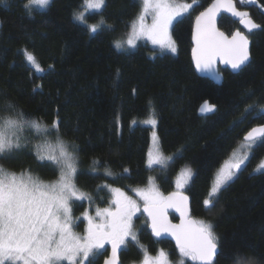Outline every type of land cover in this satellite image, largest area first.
Instances as JSON below:
<instances>
[{"label": "trees", "instance_id": "obj_1", "mask_svg": "<svg viewBox=\"0 0 264 264\" xmlns=\"http://www.w3.org/2000/svg\"><path fill=\"white\" fill-rule=\"evenodd\" d=\"M84 1L51 0L45 9H25L27 0L0 4V121L22 111L25 118L48 126L58 122L60 139L78 159L75 184L98 206L105 203L106 187L129 191L145 187L149 177L165 196L173 191L178 171L190 166L193 176L183 192L190 199L191 217L210 223L218 238L214 264H264V169L253 171L264 157V145L254 149L209 207L204 204L216 170L251 128L264 125V116L257 118L264 107V0L256 5L235 0L262 27L246 33L249 64L237 74L220 70V86L197 77L190 58L191 24L212 0H196L173 24L175 53L156 52L147 43L133 50L114 47L117 35L138 16L141 0H105L101 10L87 17L91 23L104 22L96 33L74 18ZM217 23L228 36L239 29L226 16ZM28 54L40 71L27 61ZM204 101L216 108L211 116L197 114ZM150 114L157 121L162 153L173 157L166 166H146L150 133L140 121ZM33 148L27 141L26 147L0 159V165L17 175L30 171L42 181L56 180L57 167L39 161ZM142 216L140 212L133 219L138 243L126 244L121 264L139 262L142 250L153 255L159 249L175 262L177 249L168 241H155ZM106 250L91 264H101ZM184 264L196 262L189 258Z\"/></svg>", "mask_w": 264, "mask_h": 264}, {"label": "snow or ice", "instance_id": "obj_2", "mask_svg": "<svg viewBox=\"0 0 264 264\" xmlns=\"http://www.w3.org/2000/svg\"><path fill=\"white\" fill-rule=\"evenodd\" d=\"M6 3L7 0H0V4ZM141 3V12L133 21L126 41H116L114 47L117 50H122L125 44L135 47L139 39L146 38L161 50L167 49L175 53L177 49L170 28L178 18L189 12L196 0H192L191 4L177 3L176 0H141ZM49 4L50 0H28L24 7L29 9V5L45 7ZM85 4L90 10L98 12L104 6L105 0H85ZM222 11L241 17V23L246 25L249 33L262 27L247 18L248 13L238 12L233 0H214L202 11L196 17L193 39L197 47L193 48V59L198 71L213 75H217L214 72L217 57L221 63L230 65L233 71L241 70L250 60V42L246 35L237 31L229 38L216 30V18ZM147 15L152 17L151 24L145 23ZM74 18L82 23L85 15L81 13ZM103 23L101 21L100 24L88 25L89 32L96 33ZM26 59L40 71V66L32 54H28ZM8 107L15 112L14 105L9 104ZM251 109L250 105L245 112ZM214 110L215 106L208 102L200 109L201 113H211ZM259 116H264V107L257 113V118ZM146 123L155 125L157 121L149 119ZM26 129L43 132L45 135H50L55 130V146L47 142L37 145L36 155L39 161L46 160L56 166L59 175L55 181L45 182L33 177L30 171L17 175L0 165V264H91V259L99 254L106 243L111 245V257L104 264H118V252L122 246H126L129 239L138 243L133 218L141 211V204L120 188H111V203L115 207L98 208L96 217L99 219L85 213L83 218L87 221V227L84 234L76 233L74 227L80 218L73 216L72 204L73 201L85 199L86 195L75 184L78 173L76 157L66 142L60 139L58 122L54 121L48 126L35 118H25L22 111L14 117L10 115L3 119L0 121V159L27 146V141L22 139ZM152 140V147L147 153V166H166L173 157L162 153L155 131L152 133ZM244 140L248 142L250 157L256 147L264 145V125L252 128ZM248 157L237 158L234 163L219 170L215 177V188L204 201L206 208L210 206L212 197L218 195L233 179ZM262 169L264 163L255 171ZM127 171L128 169H124V172ZM192 176V169L183 167L175 180L177 191L167 197L156 189L152 177L148 178L147 188H136L134 192L143 201V212L150 220L154 236L169 234L176 240L182 257H190L200 264H214L218 238L212 225L203 220L192 221L187 216L188 197L181 190ZM169 207L180 213V225L168 222L166 210ZM140 247L143 248L142 245ZM142 264H170L168 253L161 249L155 257L145 254Z\"/></svg>", "mask_w": 264, "mask_h": 264}, {"label": "rangeland", "instance_id": "obj_3", "mask_svg": "<svg viewBox=\"0 0 264 264\" xmlns=\"http://www.w3.org/2000/svg\"><path fill=\"white\" fill-rule=\"evenodd\" d=\"M28 1V0H27ZM51 1V0H50ZM238 1H240L241 2V0H238ZM176 2L177 3H183V2H181V1H178V0H176ZM242 3V2H241ZM242 4H257V1L256 0H244V2L242 3ZM29 6H32V7H34V8H36V9H45V8H47V6H45V7H41L40 5H29ZM141 8H142V3H141ZM260 11H264V8H261V10ZM95 12H97V11H93V10H90L88 7H87V5L85 4V1L82 3V5L80 6V8H78V10H77V12L75 13V16L76 15H79V14H81V13H83L84 15H85V19H84V21L82 22V23H85L86 25H90V24H100V22L99 23H96V22H89L88 20H87V17L89 16V15H91V14H93V13H95ZM140 12H141V10H140ZM139 12V13H140ZM184 16V15H183ZM136 18H137V16H136ZM136 18H135V20H136ZM181 18V17H180ZM179 19V18H178ZM134 20V21H135ZM151 22H152V17H151V15H147L146 17H145V23L146 24H151ZM81 23V22H80ZM132 23H133V21L132 22H130V25L127 27V29H126V31H124V32H121L120 34H118L117 35V37L115 38V41H114V43L116 42V41H121V42H123V41H126V39H127V36H128V34L131 32V25H132ZM175 23V22H174ZM173 23V24H174ZM172 28V27H171ZM171 28H170V34H171ZM171 37H172V34H171ZM172 40H173V38H172ZM113 43V44H114ZM140 43H147L149 46H150V48H152L153 50L155 49V51L156 52H159V53H172L171 51H169V50H167V49H164V50H161L158 46H155V45H152V43L150 42V41H148L146 38H142V39H139L138 41H137V43H136V46L135 47H128L126 44L124 45V48L122 49V50H133L134 48H136ZM149 119H155L154 117H153V115L152 114H150L146 119H144V120H142V121H140V123H142L143 125H145L146 127H148V129H149V133H150V137H149V146H148V150H147V153H148V151H149V149L152 147V144H153V140H152V133L155 131L156 132V124L155 125H152V124H149V123H146V121H148ZM156 120V119H155ZM156 135H157V132H156ZM57 135L55 134V133H53V131L51 132V134L50 135H45L43 132H39V133H37V132H35V130H34V132H30V131H28L27 129L24 131V133L22 134V139L23 140H26V141H31V142H33L34 143V148L33 149H35V153H37V148H36V146L37 145H42V144H44L45 142H47V143H50V144H52L53 145V147L55 146V143H56V137ZM158 137V136H157ZM159 141V140H158ZM68 145V144H67ZM159 145H160V143H159ZM69 146V145H68ZM161 148V147H160ZM235 150H234V152L231 154V156L228 158V159H226V161L219 167V169L218 170H216L217 172H216V174H215V177H216V175L219 173V170L221 169V168H223V167H225L227 164H229V163H234L235 161H236V159L237 158H240V159H244V158H246V157H248V152H249V149H248V142H246V141H244L243 140V142L242 143H240L236 148H234ZM69 150L70 151H72L71 150V148L69 147ZM162 151V150H161ZM73 152V151H72ZM163 152V151H162ZM146 153V154H147ZM73 154L75 155V153L73 152ZM164 154V153H163ZM165 155V154H164ZM166 156V155H165ZM249 158V157H248ZM247 160L248 159H246V162H247ZM46 161V160H45ZM49 162V161H48ZM169 162V161H168ZM167 162V163H168ZM246 162H245V164H246ZM262 163H264V157L257 163V165L255 166V168H254V172H255V169H257L258 167H259V165H261ZM76 164H77V167H78V159H77V157H76ZM245 164L244 165H242V167H241V169L243 168V167H245ZM146 166H147V157H146ZM156 166H160V165H154L153 167H156ZM148 167V166H147ZM188 167H190V166H188ZM149 168V167H148ZM191 168V167H190ZM57 169V172H58V175H59V169L58 168H56ZM182 169V168H181ZM181 169L178 171V173H177V175L175 176V178H174V182L172 183L173 184V191L174 192H176L177 191V187H176V183H175V180H176V177L179 175V173H180V171H181ZM192 169V168H191ZM263 170V169H262ZM192 171H193V169H192ZM261 171V170H260ZM239 171H237L236 172V174L234 175V177H233V179H235V177L237 176V173H238ZM256 172H258V171H256ZM19 175V174H18ZM58 177V176H57ZM215 177H214V182H213V185H212V189L213 188H215ZM57 179V178H56ZM191 179H192V177H191ZM191 179H190V181H191ZM55 181V180H54ZM190 181H189V183H190ZM189 183L187 184V185H185V187L181 190L182 192L186 189V187L189 185ZM154 184V183H153ZM148 187V184L145 186V187H134V188H131L129 191H124V190H122V191H124V192H126V194H128L129 196H132V198L133 199H136L137 201H138V203H140L141 204V206L143 205V201H141L140 200V198L139 197H137L136 195H135V192H134V189H136V188H147ZM155 187H156V185H155ZM78 188V187H77ZM111 188L112 187H106V196L107 197H105L106 199H105V203H103V205L102 206H98L97 205V203H93L90 199H89V197L87 196V194L85 193V195H86V198L85 199H83V200H79V201H73V204H72V208H73V216L74 217H78V218H80L79 219V221L77 222V224H76V226L74 227V231L76 232V233H78V234H80V235H83L84 234V231H85V228L87 227V221L86 220H84V214L85 213H87L89 216H92V217H96V210L99 208V209H103V208H108V207H115V205H113L112 203H111V201H112V199H113V193L111 192ZM156 189H157V187H156ZM211 189V190H212ZM80 190V189H79ZM80 191H82V190H80ZM83 192V191H82ZM84 193V192H83ZM209 193H211V192H209ZM162 194V193H161ZM164 196V195H163ZM79 205H82V207L79 209ZM140 212H138L137 214H136V216L139 214ZM135 216V217H136ZM96 219H99L98 217H96ZM134 219V218H133ZM135 231V230H134ZM128 242H135V241H132L131 239H129L128 241H127V243ZM126 243V244H127ZM106 246H107V243L105 244V246H104V248L103 249H101L100 251H99V254H103V252H104V250L106 249ZM123 248L125 247V246H122ZM161 249H159V250H157L153 255H151V254H149V253H147V252H145L144 250H142V252H141V254H142V256H141V260L139 261V262H137V263H132V264H142V261H143V258H144V256H145V254H147V255H149V256H152V257H155L157 254H158V252L160 251ZM98 254V255H99ZM175 258H176V261L175 262H172L170 259H169V262H170V264H181V261H183V264L185 263V261H187L190 257H182L181 256V254H180V252H179V249H177L176 250V252H175ZM105 256H103V258H104Z\"/></svg>", "mask_w": 264, "mask_h": 264}, {"label": "water", "instance_id": "obj_4", "mask_svg": "<svg viewBox=\"0 0 264 264\" xmlns=\"http://www.w3.org/2000/svg\"><path fill=\"white\" fill-rule=\"evenodd\" d=\"M214 2V0H212L211 2H209L210 4L205 8V9H203L202 11H205L212 3ZM233 3H234V5H235V7H236V10L238 11V12H246V11H243V10H240V9H238L237 8V6H236V2H235V0H233ZM201 11V12H202ZM200 12V13H201ZM200 13H198L196 16H195V18H194V20H193V24H191L192 25V31H191V51H190V58H191V62H192V67L194 68V71H195V73L197 74V77H201V78H206V79H208V80H210L211 82H213L215 85H217V86H220L221 84H222V82H223V74H222V72H220V70H227L228 72H230V73H232V74H237L239 71H241L244 67H246L248 64H249V62H250V60L242 67V69L241 70H239V71H233L232 69H231V67H230V65H228V64H225V63H221V61H220V58L219 57H217V59H216V62H215V65H214V72L217 74V75H213V74H210V73H208V72H202V71H198L197 70V68H196V63H195V61H194V59H193V48H195V47H197V44H196V42L194 41V39H193V33H194V30L196 29V17L200 14ZM246 13H248V12H246ZM222 16H226V17H228V18H230L231 20H233V21H235V22H238V25H239V29L238 30H236V31H234V32H232V34L231 35H226V34H224L225 36H227V37H229V38H231V36L233 35V33H235V32H237V31H240L242 34H244V35H246V33H249V31H248V28L246 27V25L245 24H243V23H241V17H238V16H233L231 13H229V12H221L220 14H218L217 15V18H216V23H215V27H216V30L217 31H219V32H221L219 29H218V21H219V19L222 17ZM247 18H250L251 19V17L249 16V14H248V17ZM247 18H245V19H247ZM252 20V19H251ZM253 21V20H252ZM257 30H259V29H257ZM255 31V30H254ZM253 32V31H252ZM251 32V33H252ZM223 33V32H222ZM250 42V41H249ZM250 47H251V44L249 43V52H250ZM219 77V78H218ZM205 102H208V104H210V105H213V104H211L209 101H204V102H202L200 105H199V107L197 108V114L199 115V116H201V117H207V116H211L212 114H214L215 113V111H216V108H215V110L213 111V112H211V113H201V111H200V109H201V107L204 105V103ZM260 126H262V125H260ZM255 127H258V126H255ZM255 127H253V128H255ZM252 129V128H251ZM250 129V130H251ZM249 130V131H250ZM248 131V132H249ZM247 132V133H248ZM246 133V134H247ZM245 134V135H246ZM245 137V136H244ZM244 137H243V139H244ZM245 141V140H244ZM174 191H172V192H170V193H173ZM170 193H168V194H165V197H167ZM183 195H185V196H187L188 197V195L187 194H185L184 192H183ZM187 209H188V211H187V216H188V219H190V220H192V221H196L194 218H192L191 217V209H190V199H189V197H188V202H187ZM141 214L143 215L142 217H144L145 219H146V221H147V224H148V230L150 231V233H151V235H152V237H153V239L155 240V241H162V240H165V241H168V242H170L172 245H173V247L175 248V249H178L177 248V245H176V240L171 236V235H169V234H164V235H162L161 237H156V236H154L153 235V233H152V229H151V227H150V220H149V218H148V216H147V214L146 213H144L143 212V205L141 206ZM170 215L171 216H174L177 220L176 221H172L171 220V218H170ZM166 216H167V220H168V222H170L172 225H180L181 224V215H180V213L179 212H177L174 208H171V207H169V208H167V210H166ZM122 249H123V247L121 248V250L118 252V264H121V260H120V255H121V252H122ZM107 255L103 258V260H101V264H104V262H105V260L106 259H108V258H110L111 257V245L110 244H108L107 245ZM217 253H218V251H217ZM216 256H217V254L215 255V257H214V261H215V259H216ZM195 261V260H194ZM196 262V264H200V262L199 261H195Z\"/></svg>", "mask_w": 264, "mask_h": 264}, {"label": "flooded vegetation", "instance_id": "obj_5", "mask_svg": "<svg viewBox=\"0 0 264 264\" xmlns=\"http://www.w3.org/2000/svg\"><path fill=\"white\" fill-rule=\"evenodd\" d=\"M108 245V244H107ZM106 249H107V246H106Z\"/></svg>", "mask_w": 264, "mask_h": 264}]
</instances>
